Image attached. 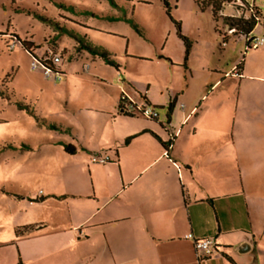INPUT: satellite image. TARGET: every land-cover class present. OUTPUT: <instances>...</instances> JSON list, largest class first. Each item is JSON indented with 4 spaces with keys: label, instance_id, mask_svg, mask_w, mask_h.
Returning <instances> with one entry per match:
<instances>
[{
    "label": "crops",
    "instance_id": "1",
    "mask_svg": "<svg viewBox=\"0 0 264 264\" xmlns=\"http://www.w3.org/2000/svg\"><path fill=\"white\" fill-rule=\"evenodd\" d=\"M259 8L253 32L264 37V3ZM198 10L210 12L216 42L210 9ZM177 39L182 47L171 44L184 58ZM229 46L218 45L223 54ZM163 48L164 58L151 62L171 70L180 56ZM192 56L191 45L182 88L122 79L108 65L109 78L90 76L102 85L55 87L65 102L60 131L38 152L60 161L45 172L43 190L0 199L8 212L0 220V264H264V45L227 72L213 64L215 52L206 55L197 87ZM123 106H149L158 118L123 114ZM92 154L110 162L92 164ZM21 227L27 231L16 237ZM188 233L214 239L216 255L199 257Z\"/></svg>",
    "mask_w": 264,
    "mask_h": 264
},
{
    "label": "rangeland",
    "instance_id": "2",
    "mask_svg": "<svg viewBox=\"0 0 264 264\" xmlns=\"http://www.w3.org/2000/svg\"><path fill=\"white\" fill-rule=\"evenodd\" d=\"M165 4L172 20L180 24L181 34L186 39L187 34L191 36L192 87L200 84L197 71L206 55L215 52L213 64L222 72L230 71L244 53L242 43H230L223 54L209 31L210 12L201 13L194 0H0V199L42 189L47 169L59 164L52 153L44 157L38 152L60 131L57 122L63 117L65 102L55 87L102 85L90 76L112 75L107 64L99 69L92 60L78 57L77 52H89L77 40L106 52L119 65L122 79L129 76L152 86H184L183 51L171 43L182 44ZM19 42H29L31 53ZM162 45L163 54L180 56L171 70L166 62V70L151 62L164 58L159 51ZM46 49L60 57L59 83L45 79L41 69H30L33 56H41ZM124 50L127 58L122 56ZM93 155L97 154L88 160ZM1 205L0 200V220L8 215Z\"/></svg>",
    "mask_w": 264,
    "mask_h": 264
},
{
    "label": "built area",
    "instance_id": "3",
    "mask_svg": "<svg viewBox=\"0 0 264 264\" xmlns=\"http://www.w3.org/2000/svg\"><path fill=\"white\" fill-rule=\"evenodd\" d=\"M199 2L201 6H207V9L215 12V27L221 49L230 43H242L245 53L264 45V37L255 35L253 32L256 27L261 25L262 17L259 4L264 3V0H199ZM251 22L253 23L252 30L245 31L246 23ZM59 64V55L51 49H46L41 56H33L30 69H41L45 79L59 83L62 81V71ZM234 71L236 74L237 69ZM119 100L121 104L125 103L128 106L129 100L125 95L122 94ZM126 109L124 106L120 108L122 113L127 111L128 114H136L144 119L156 120L158 118L157 110L149 106H132L130 110H128L129 107ZM89 161L92 164L105 165L110 162V159L106 155L97 154L91 156ZM184 239L193 243L199 257L208 259L217 253L212 238H195L191 233H188L184 235Z\"/></svg>",
    "mask_w": 264,
    "mask_h": 264
},
{
    "label": "trees",
    "instance_id": "4",
    "mask_svg": "<svg viewBox=\"0 0 264 264\" xmlns=\"http://www.w3.org/2000/svg\"><path fill=\"white\" fill-rule=\"evenodd\" d=\"M194 3L197 5V7L201 11H204V10L207 9V6H204V5L201 6L199 0H194ZM165 6H166V4H165ZM211 13H212L213 19L215 20V12L212 11ZM166 15L169 18V20L171 21V23L174 25V28L176 30L177 37L183 43V46H184L183 64L185 65V63H186V61L188 59V56H189V52H190V48H191V43L189 42L188 39H186L181 34L180 24L172 20V18L170 17V14H169V9H167V6H166ZM252 28H253V23L252 22L251 23H246V26L244 27V30L247 31V32H249V31L252 30ZM77 42H78L80 48L85 49L86 51H88L93 56H98L99 58H101L103 60V62L105 64H107L108 66H110V67H112V68H114L115 70L118 71L119 65L106 52L99 51L97 49L92 48L90 45L84 43L83 40H77ZM19 43L22 46V48H24L26 51H28L29 53H31L30 50H31V46L32 45L29 42H19ZM171 109H172V103L169 104V106L167 108L168 113H170ZM50 128H54V126H50ZM64 151L66 153H68V154H71V155L75 153L74 148H72L69 145L64 146ZM26 231H27V228L26 227L15 228L14 234H15L16 237H19V236H21Z\"/></svg>",
    "mask_w": 264,
    "mask_h": 264
}]
</instances>
